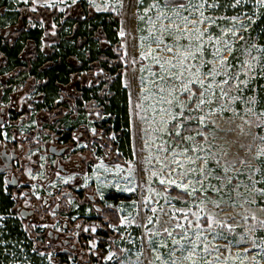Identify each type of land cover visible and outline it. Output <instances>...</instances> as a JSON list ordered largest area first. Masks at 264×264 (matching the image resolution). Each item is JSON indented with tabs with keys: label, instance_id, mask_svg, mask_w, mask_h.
<instances>
[{
	"label": "snow or ice",
	"instance_id": "6c2138e0",
	"mask_svg": "<svg viewBox=\"0 0 264 264\" xmlns=\"http://www.w3.org/2000/svg\"><path fill=\"white\" fill-rule=\"evenodd\" d=\"M23 2L27 4L29 0ZM87 2L95 11L115 13L118 9L124 8V0ZM134 2L137 11L131 12L129 19L146 22V29L137 30H146L148 35L133 37L137 41L133 47L143 49L140 52V59L151 61V64L141 66L142 71H147L148 77L133 76L129 78L126 86L130 87L133 80L138 81V87L144 85L137 93L135 106L147 111L141 101L150 102L152 123H157L155 116L160 117L158 121L160 127L155 129L157 132L191 142L180 151L172 149L171 152L166 141L163 145H158L157 150L162 154L156 157L160 171L153 172L152 175L161 177L159 184L166 186L165 192L169 187L178 188L198 203L187 210L177 209L165 196V203L169 204L171 212L165 211L163 206L159 209L148 207L147 211L153 216H142L141 219L145 220L146 224L140 226L147 228V225L155 223L160 227L156 231L148 228V235L140 237V250L135 254V262L131 261L129 254L132 250L128 247L117 246L116 250H112V245L109 244L106 254L102 256L95 251L97 244L91 242L90 253L109 264H262L264 234L257 237L255 233L257 230L264 233V218H258V213L264 216V147H260L264 144V136L256 137L251 133V127L254 124L264 129V112L259 114L258 119L243 120V117H240L242 123H237L235 117L240 116L239 105L245 102L255 103L253 98L244 95L246 89L252 90L248 88L249 83L258 76L264 77V44H249L245 47L242 43L246 41L244 33L258 18L257 9H264V0H223V3L221 0H149L147 5L144 4V0ZM249 2L257 6L251 14L238 10ZM32 3L34 6L29 9L31 12H37L40 8L57 9L58 4L65 5L64 8L57 9L64 12L76 6L79 0H32ZM220 9L225 12L231 9L235 14L214 15ZM222 21L226 22L223 27L220 23ZM55 29L56 25L52 24L51 31L45 32V35L55 36ZM118 35L128 37L131 33L121 28ZM253 51L258 55H253ZM124 55H127V47ZM135 62L133 60V63ZM63 99L61 97V100ZM16 107H19V103ZM28 107L31 108V105ZM225 113L231 115L225 118ZM247 113L252 115L251 107L247 109ZM90 115L100 117L99 112ZM213 117L219 118L222 123ZM139 119L140 123H137L136 127L143 135H147V129L142 125L148 123L149 118ZM192 124L200 130L196 131L195 135H183L191 131L189 126ZM169 125L171 131L168 130ZM245 125H248L247 131ZM90 131L93 135L96 134L95 128ZM82 135L83 133L74 136V140L79 142ZM229 135H234L237 141L241 137L251 138V145L238 144L239 148L245 149V158L240 159L239 163H246L252 169L251 175H246L236 168L235 158L226 159L228 151L223 149V144H232V141L227 139ZM196 137H199V140ZM218 138L222 142L220 145L215 144ZM140 139L139 151L143 153L146 147L151 150V144L144 143L143 136H140ZM205 144L208 145L207 148ZM213 146L220 148L219 154L211 152ZM164 153L168 155H163ZM218 155L220 158H217ZM255 161H259L261 166L253 167ZM147 162L152 163L151 156ZM97 168H102L106 172L111 171L102 161ZM125 171L123 167L117 168L118 173ZM234 171L238 172V175L234 176L232 174ZM28 175L32 176V173L29 172ZM240 176H245L247 184ZM74 179L75 177L70 175L63 183L68 184ZM122 179L131 183L134 180L133 169L129 168L127 175ZM80 186L87 187V184ZM226 188L229 191L225 192ZM120 190L135 192L136 187L126 186ZM153 193L157 197L161 195L155 189L149 188L147 201L159 203L158 200H154ZM209 193L217 195L219 199H212ZM257 195L261 197L259 201L255 199ZM224 196L228 198L224 199ZM100 198L103 199L102 193ZM69 202L71 203V200ZM257 203L260 204V208L256 211L244 209L245 204L251 206ZM238 208L244 210L237 211ZM158 211L167 217L165 221L156 216ZM4 220L5 217L0 215V254L8 252L10 243L5 239L6 225L2 223ZM240 220L245 222L252 220L255 223L247 224L244 234L239 239H230V234L241 227ZM136 222V217L125 214L121 217L120 225H112L109 221V227L118 231L119 228H126ZM32 227L35 228L37 225L33 224ZM96 230L95 226L82 229L84 232ZM159 236L167 239L158 241L153 239ZM119 239H124L122 233ZM217 240H223L225 243H216ZM32 250L36 251L35 248ZM38 255L52 261L51 253L39 252Z\"/></svg>",
	"mask_w": 264,
	"mask_h": 264
},
{
	"label": "trees",
	"instance_id": "16d2710c",
	"mask_svg": "<svg viewBox=\"0 0 264 264\" xmlns=\"http://www.w3.org/2000/svg\"><path fill=\"white\" fill-rule=\"evenodd\" d=\"M33 6L32 0L27 4L23 0H0V143L38 152L45 146L59 145L66 150L67 158L65 155L57 158L49 149L54 161L41 167L36 160L33 170L41 171L43 176L47 172L52 183L55 179L52 187L58 189L51 197L41 191L36 198L30 187L21 185L18 178L0 169V214L5 215L2 223L6 225L5 239L10 242L8 252L0 254V264H48L39 252L52 253L57 264H109L90 253V241L96 242L95 251L102 256L109 244L116 250L120 234L109 227V221L120 225L121 215L116 206L129 198L105 189L103 199L92 201L93 187L91 193H86L77 180L85 172H92L100 155L109 164L125 165V153L131 149L129 96L122 82L128 66L122 38L118 35L121 18L113 12L95 11L87 0H79L64 12L57 10L59 4L57 9L29 11ZM250 7V14L257 9ZM261 13L264 9H257L256 22L244 33L245 47L264 44ZM234 14L223 9L214 13L216 16ZM220 23L223 27V21ZM52 24L56 25V35H45L51 31ZM251 89L259 105L264 106V77H259ZM94 112L103 118L90 115ZM189 127L196 128L194 124ZM93 128L95 135L90 131ZM81 133L80 141L74 140ZM16 162L17 177H22L27 165ZM58 172L79 174L76 181L64 184L56 179ZM167 192L180 201H192L179 189L168 188ZM71 198L74 203L70 205ZM30 199L34 209L41 207L42 222H47L50 213L55 212L51 218L62 221V227L71 230V234L79 232V252L69 254L59 250L58 247L69 242H52L51 228L32 227L38 221L21 214L23 202ZM48 205L50 208L46 210ZM91 226L96 227V232L82 231ZM262 234L257 230V236ZM71 258L74 259L71 261Z\"/></svg>",
	"mask_w": 264,
	"mask_h": 264
},
{
	"label": "rangeland",
	"instance_id": "374dc122",
	"mask_svg": "<svg viewBox=\"0 0 264 264\" xmlns=\"http://www.w3.org/2000/svg\"><path fill=\"white\" fill-rule=\"evenodd\" d=\"M101 0H97V3H100ZM149 2V0H144V4L147 5ZM221 2H223V0H221ZM252 5V7H256L257 6L252 3L249 2L245 5H243L242 8H239V11H243V12H247L248 14H250V6ZM60 8H64L65 5L63 4H59ZM231 10V9H229ZM228 10V11H229ZM137 11V5L135 4L134 0H124V8L123 9H118L117 12H115V14H117L120 18H121V23H120V30L121 28H124L125 31H129L131 33L130 36L128 37H121L122 38V48H123V53H125V49L127 47V55H124V59L125 62L128 66V68L126 69V71L123 74V78H122V82L124 87L127 89L128 92V96H129V111H130V118H131V127H130V133H131V149L130 152L125 153L126 156V164L125 165H120V164H109L106 162L104 156H98V162L92 166V173H84L83 175L79 176L80 180L78 186L80 187V189H85L86 193H91L92 192V187L94 189V191L92 192L95 196L96 199H101L100 198V194H103V190L105 189H112L120 194H125L126 196H128V201L126 203H120L119 205H117V209L121 215V217H123L125 214H128L130 217H136V224L127 226L125 227H121L119 228L118 232L119 234H123L124 239L117 240V246L119 248H131V253L129 254L131 256V261L135 262L136 261V253L140 250V237L141 236H146L148 235V228L153 229V231H156L160 225L159 224H150L147 225V228L140 226L141 224H146L145 220H142L141 217L142 216H150L152 217L153 214L151 212H148L147 209L148 207H157L158 209L160 208V206H163L165 211L167 212H171V208L169 207V204L165 203V199L164 197L166 196L170 202L171 205H173L175 208L177 209H185L187 210V208L192 207L194 204L198 203V201H191V202H183L180 201L177 197L171 196L169 194V192H165L163 189L164 187L166 188L165 185H161L159 184V179L161 178L160 176H154L152 175L153 172H159L160 171V164L158 163L156 157L157 156H162V154L157 150V146L158 145H163L164 142H167V147L169 148V152H171L172 149H175L176 151H180L182 148L187 147L189 145L188 141H182L177 137H168L167 135H163L160 132H157L155 129L160 127L158 121L160 119V117L157 115L154 117L155 121L157 123H152L153 120V115H152V109L149 107V101H141V103L143 104L144 109H147V111H144L140 108H136V103H137V93L141 91V89L143 88L144 85H140L139 87L138 85V81L137 80H133L131 83V86H126L128 84V80L129 78L133 77V76H145L148 77V73L146 70H141V66L143 64H151V61H143L140 59V52L143 51V49H138V48H134L133 45L137 43L136 40L133 39V37H139V36H147L148 32L145 31H138V28H142V29H146V22H141L138 21L137 19H129L131 12H135ZM234 11V10H231ZM98 12H111V11H98ZM235 12V11H234ZM226 16H230V15H226ZM241 19H243V17H241ZM223 22V26H224ZM125 41H127V45H125ZM155 46V45H153ZM253 55H258V53H256L255 51H253ZM133 60H135L136 62L133 63ZM243 75L241 76V79H243ZM259 78V76L252 80L249 85L248 88L251 89L253 86H255V81ZM149 87H151V85H148ZM233 92L235 93V90H233ZM244 95L246 97H250L253 98L255 100V103H248L245 102L242 105H239L240 110V116L239 117H235L237 123H242V121L240 120V117H243V120H252V119H258L259 114L261 112H264V106L259 105L258 103V98L254 93L252 94L251 91L249 90H245ZM251 107L253 110L252 115H249L247 113V109ZM231 115V113H225V118ZM140 117H148V123H143V128L147 129V135H143L142 132H139V130L136 127L137 123H140ZM214 119H218L217 117H213ZM151 125V126H150ZM195 125V124H194ZM196 126V125H195ZM168 130L171 131V125L168 126ZM200 129H198L197 127L195 129H192L189 132H185L183 133V135L187 136V135H195L196 131H199ZM245 130H248V125H245ZM251 133L254 134L256 137H260V136H264V129L257 127L256 125H252L251 127ZM140 136H143V142L146 144H151V150H149L147 147L144 148L143 153H141L139 151L140 147H141V139ZM5 137L7 140H10L9 137L5 134ZM197 140H199V137H196ZM227 139L229 141H232V144H223V149L228 151V156H227V160H233L235 158L236 160V168L239 169L240 172H244L246 175H251L252 174V169H250L248 167V165L246 163H239V160L242 158H245V149H241L238 147L239 143H244L245 145H251L252 144V140L250 137H241L239 141L236 140V137L234 135H229L227 137ZM257 143H259L257 141ZM216 145H220L222 144V142L219 140V138L217 139V141L215 142ZM177 145H179V147H177ZM205 147L207 148L208 145L205 144ZM260 147H264V144H261ZM50 146H45L41 152H38L37 150H19L17 148L14 147H8L5 144L0 143V153L2 151H6L7 152V156H12V154H14L17 158L14 159L11 163L4 161L1 156H0V169L5 171V173L11 177H15L18 178L19 181L22 182L21 185H26L28 187H30L32 192H35L36 198H39L40 193L42 191L46 193V195L48 196H52L53 193L55 191H57L58 187L53 188L52 186L55 185V179H53V183L52 181H49L48 179H50V175L46 173H44V176L41 174L40 172H35L34 169V165H36V160L38 158L39 162L37 163V165L44 167L45 164L51 163L52 161V155H50L51 153L49 152L50 150ZM211 152L212 153H216L219 154L220 153V148L213 146L211 148ZM255 153V146H253V154ZM163 155H168V153H164ZM39 156V157H38ZM151 156L152 158V163L149 164L147 162L148 158ZM13 158V157H12ZM76 158V157H75ZM217 158H220V156L218 155ZM16 160H19L21 163L26 164V171H25V175L22 177H17V173H16V169L15 166L17 165ZM54 161V159H53ZM103 162L104 165H106L108 168L111 169V171H104V169L102 168H97V165L100 162ZM260 162L259 161H255L253 167H260ZM118 167H123L126 171L125 172H117V168ZM141 167L143 168V171H141ZM131 168L133 169V176H134V180H132L131 183H129L128 181L123 180L122 178L124 176L127 175V170ZM0 170V171H1ZM31 172L32 176H35L36 178L33 179L32 176H29L28 173ZM79 173L77 172H72L70 173H56V179L59 178L62 182L64 179H67L68 176H74L75 177V181H76V176ZM89 174V175H87ZM234 176L238 175V172L234 171L232 173ZM98 177V178H97ZM85 178H90V181L87 183V187H82L80 185H84L86 184L84 179ZM240 179L242 181H244L245 184H247V180L245 178V176H240ZM72 180V181H74ZM86 180V179H85ZM70 181V182H72ZM213 183H216L215 181H213ZM126 186H135L136 187V191L135 192H126V191H121L120 189L126 187ZM262 185H257V187H260ZM149 188H153L155 189L156 192L160 193V196H155V193H153L154 196V200H158L159 203H149L147 201V194L149 191ZM169 188H174V187H169ZM178 189V188H176ZM180 190V189H179ZM229 191L228 188L225 189V192ZM208 195L211 196L212 199H219V197L215 194L209 193ZM223 195V194H221ZM104 197V195H103ZM175 198V199H173ZM203 198V197H201ZM227 196H224V199H227ZM255 199L257 201H259L261 199V197H259L258 195L255 197ZM39 200V199H38ZM71 200V203L69 202ZM68 203L71 205L73 204V199L71 198ZM40 204V203H38ZM59 206V205H58ZM211 207V206H210ZM22 208L26 209V210H32L33 209V205L29 200H25L22 204ZM260 208V204H254V205H248L245 204L244 205V209H250L251 211H256ZM244 209H240L238 208L237 211H243ZM193 211H195V208L193 207ZM139 213V215H137ZM55 216V212H51L50 213V217ZM156 216L160 217L161 221H165L167 219V217L161 213V212H157ZM48 219L47 222H34L33 224L37 225L38 227L41 228H52L56 233H58L60 235L61 238H64L65 235L70 234L71 232H68L62 227V221L58 220V219H53L50 218ZM65 218V216H64ZM258 218H264V216H260L258 213ZM38 218H34L33 220H36ZM153 219L155 220V217H153ZM203 223V221H201ZM255 223L252 220H248L247 222L240 220V224L241 227L236 229V232L233 234H230V239H239L241 235L244 234V229L246 227L247 224H253ZM37 228V227H35ZM255 235L257 236V231L255 233ZM75 239H69L70 243L67 246L64 247H58L59 250H64V249H69L72 250L73 253L79 252L80 249V245H79V241H77L78 236H79V232H75L74 233ZM259 237V236H257ZM154 240H162V239H167L166 237H153ZM90 242H94V241H90ZM96 243V242H95ZM216 243H220L223 244L225 243L223 240H217ZM241 243H243V241H241ZM90 246V245H89ZM171 247V245H170ZM235 250V249H234ZM52 254V253H51ZM72 257V256H71ZM53 258V257H52ZM74 258H71V261ZM143 259V258H142ZM259 259V257H258ZM53 261V259H52ZM49 261L47 259L48 264H57V262L53 261ZM262 264H264V262H262Z\"/></svg>",
	"mask_w": 264,
	"mask_h": 264
},
{
	"label": "flooded vegetation",
	"instance_id": "af4514ba",
	"mask_svg": "<svg viewBox=\"0 0 264 264\" xmlns=\"http://www.w3.org/2000/svg\"><path fill=\"white\" fill-rule=\"evenodd\" d=\"M50 150H51L52 153H54L56 155L57 158L60 157V156H64L66 154V150L64 148H62L61 146H59V145L51 146L50 147ZM0 156H1V158L4 161L10 162V163L14 159L17 158L14 154H12V156L11 155L10 156H7V152L6 151H2L0 153ZM65 156L67 158V155H65ZM58 163L61 164V161L58 160ZM60 169L68 172V170L65 169L63 166H60ZM91 200L92 201H95L96 200V196H95V198H91ZM29 201L32 203L33 209L32 210H26V209L21 208V210H25L24 211V214L27 215V217H32L33 219L34 218H38L36 220L38 222H42V218L40 219V216H39V211H42L41 207H38L37 206L36 209H34V207H35L34 202H32L31 199ZM49 208H50V205L46 206V210H49ZM64 229L67 231V233L69 232L66 228H64ZM51 231H53V234L51 235L52 242H60V241H63V242H69L70 243V240L71 239H73V238L75 239V236H74V233L75 232H73L72 234L70 233L68 235H65L64 238H61L60 235L58 233H56L52 228H51ZM70 232H71V230H70ZM77 241H79V239H77ZM63 251L66 252V253H69V254H72L73 253V251L72 250H69V249H64Z\"/></svg>",
	"mask_w": 264,
	"mask_h": 264
},
{
	"label": "built area",
	"instance_id": "2783aa9c",
	"mask_svg": "<svg viewBox=\"0 0 264 264\" xmlns=\"http://www.w3.org/2000/svg\"><path fill=\"white\" fill-rule=\"evenodd\" d=\"M91 173H92V172H91ZM87 175H89V174H87ZM85 179H86V180H85ZM85 179H84L85 183H86V182L88 183V182L90 181V178H85ZM87 183H86V184H87ZM5 188H7V183H6V185H5Z\"/></svg>",
	"mask_w": 264,
	"mask_h": 264
},
{
	"label": "water",
	"instance_id": "95a60500",
	"mask_svg": "<svg viewBox=\"0 0 264 264\" xmlns=\"http://www.w3.org/2000/svg\"><path fill=\"white\" fill-rule=\"evenodd\" d=\"M55 210H58V205L55 207ZM24 211H25V210H23V211L21 212V214L26 218L27 215L24 214Z\"/></svg>",
	"mask_w": 264,
	"mask_h": 264
},
{
	"label": "crops",
	"instance_id": "0c3cea01",
	"mask_svg": "<svg viewBox=\"0 0 264 264\" xmlns=\"http://www.w3.org/2000/svg\"><path fill=\"white\" fill-rule=\"evenodd\" d=\"M1 215V214H0ZM5 217V215H3Z\"/></svg>",
	"mask_w": 264,
	"mask_h": 264
}]
</instances>
